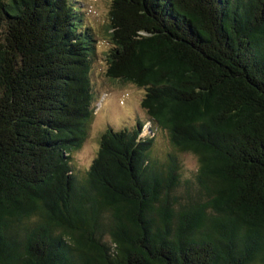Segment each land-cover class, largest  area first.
<instances>
[{"label": "trees", "instance_id": "obj_1", "mask_svg": "<svg viewBox=\"0 0 264 264\" xmlns=\"http://www.w3.org/2000/svg\"><path fill=\"white\" fill-rule=\"evenodd\" d=\"M73 3L0 0V264H264V0H113L105 73L171 151L108 126L83 175L96 51Z\"/></svg>", "mask_w": 264, "mask_h": 264}, {"label": "rangeland", "instance_id": "obj_2", "mask_svg": "<svg viewBox=\"0 0 264 264\" xmlns=\"http://www.w3.org/2000/svg\"><path fill=\"white\" fill-rule=\"evenodd\" d=\"M113 0H74L80 8L79 16L84 25L90 27L94 36L95 58L91 65V82L96 92L94 113L88 124V132L80 147L73 152L72 166L75 172L83 175L97 153L99 139L106 127L119 129L132 127L140 120H144L141 135L147 134L153 124L147 121L148 117L141 106L143 88L111 79L106 73L105 51L107 39L105 28L108 23L109 11ZM154 145L153 156L165 158L171 151L167 132L159 127L153 128ZM180 172L182 179L194 176L197 167L196 158L191 153L179 154Z\"/></svg>", "mask_w": 264, "mask_h": 264}]
</instances>
